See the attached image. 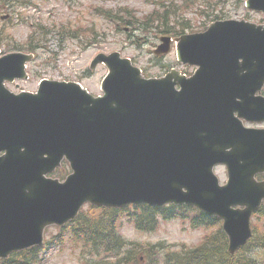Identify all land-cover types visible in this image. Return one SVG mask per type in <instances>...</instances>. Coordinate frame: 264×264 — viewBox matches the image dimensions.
<instances>
[{
	"label": "water",
	"instance_id": "water-1",
	"mask_svg": "<svg viewBox=\"0 0 264 264\" xmlns=\"http://www.w3.org/2000/svg\"><path fill=\"white\" fill-rule=\"evenodd\" d=\"M246 5L264 12V0ZM160 39L156 55L171 48L170 36ZM174 40L178 60L198 65L192 76L171 69L145 78L120 52H100L90 63L108 68L100 96L46 78L36 92L14 93L5 81L27 78L33 54L0 57L1 258L41 244L47 225H63L87 201L194 205L223 218L230 253L246 243L264 199V179L255 178L264 172V128H247L239 116L264 120L256 95L264 24L220 20ZM63 158L72 169L67 178L47 177ZM217 163L227 167L225 184L213 173Z\"/></svg>",
	"mask_w": 264,
	"mask_h": 264
},
{
	"label": "rangeland",
	"instance_id": "rangeland-1",
	"mask_svg": "<svg viewBox=\"0 0 264 264\" xmlns=\"http://www.w3.org/2000/svg\"><path fill=\"white\" fill-rule=\"evenodd\" d=\"M19 1H13L0 9L2 51L20 50L35 55L26 64L28 78L6 84L15 92L35 91L42 78H49L76 80L91 93L101 94L100 83L107 73V67L100 63L94 69H89L91 59L99 52L119 51L123 56L131 58L148 77L163 76L171 68L187 75L193 73L195 65L177 60L174 43L168 53L153 54L152 50L162 42V35H170L172 38L178 36L174 32H163L166 29L165 18H161L159 24H156L157 21L153 23L152 19L156 18L157 13L163 15L167 11L168 29L176 31L183 26L182 33L203 31L211 22L219 19H246L264 23V13L249 10L245 6L246 0ZM7 14L8 17L2 18ZM128 19H131L130 25L125 24ZM258 125L264 126V123ZM215 172L223 183L226 179L224 166L217 165ZM180 209L183 208L177 206V210ZM125 210L119 214L117 231L127 241L126 249H134L132 255L148 261V251L144 248L148 245L162 243L164 248L159 256L167 250H179L182 246L194 248L221 225V222L215 221L209 228H193L189 220H181V213L177 212L166 220L158 215L156 229L142 231L136 229L132 221L128 222L129 215L140 209L136 210L134 205H130ZM192 214L195 215V212ZM263 222L264 209L262 213L252 216L251 225L261 233ZM58 233L59 230L54 226L45 230L44 239L52 241V245L50 248L38 249L39 261L36 264H115V257L93 255L81 247L74 249L68 245L65 237V246L53 243ZM248 255L254 264H264V248L251 247Z\"/></svg>",
	"mask_w": 264,
	"mask_h": 264
},
{
	"label": "trees",
	"instance_id": "trees-1",
	"mask_svg": "<svg viewBox=\"0 0 264 264\" xmlns=\"http://www.w3.org/2000/svg\"><path fill=\"white\" fill-rule=\"evenodd\" d=\"M13 1L19 0H0V6L10 4ZM166 19V29L164 33L181 34L184 32V27L180 26L176 31L168 29V15L167 11L163 15L156 14V18L152 19L153 23L157 21L159 24L162 19ZM126 25L131 24V19H128ZM30 51H33V49ZM183 209L177 210V206L168 205L164 207H153L150 205L135 206L139 212H133L130 216L135 226L140 230L156 229L158 224V215L163 219L173 217L177 212H180L179 218L185 220L186 218L191 223L192 227L204 226L211 227L216 220L211 217L192 216L196 209L190 206H180ZM264 206L258 211L262 213ZM100 211V212H99ZM121 210L113 208H96L88 206L82 210L79 216L68 226V229H59L56 241L53 243H60L65 246V239L68 245L76 248H84L86 252L93 255L105 254L110 257H115V264H159L158 257L155 256L160 249L156 246L144 247L148 251L149 261L141 262L139 257L132 255L134 251L126 249L127 241L123 239L118 233V220ZM201 218V220H198ZM263 231L257 232L253 228V236L248 240L247 244L235 255L227 251V238L222 229L219 228L209 235H207L201 245L194 248H182L180 251H167L162 258V264H254V260L248 255L251 247L264 246V222L261 224ZM52 242V241H49ZM256 245V246H255ZM157 247L164 248L162 243L157 244ZM42 247H34L25 251L15 252L9 258L0 260V264H36L38 259V249Z\"/></svg>",
	"mask_w": 264,
	"mask_h": 264
},
{
	"label": "flooded vegetation",
	"instance_id": "flooded-vegetation-1",
	"mask_svg": "<svg viewBox=\"0 0 264 264\" xmlns=\"http://www.w3.org/2000/svg\"><path fill=\"white\" fill-rule=\"evenodd\" d=\"M60 170H61V172H60ZM63 174H65V169H64V167L63 166H61V164L58 166V167H56L54 170H53V172L51 173V176L52 177H55V178H58V179H63L62 178V175Z\"/></svg>",
	"mask_w": 264,
	"mask_h": 264
},
{
	"label": "bare ground",
	"instance_id": "bare-ground-1",
	"mask_svg": "<svg viewBox=\"0 0 264 264\" xmlns=\"http://www.w3.org/2000/svg\"><path fill=\"white\" fill-rule=\"evenodd\" d=\"M236 207V206H235Z\"/></svg>",
	"mask_w": 264,
	"mask_h": 264
}]
</instances>
